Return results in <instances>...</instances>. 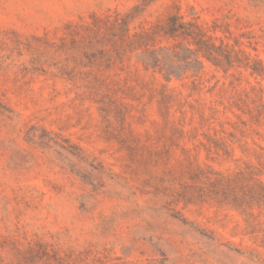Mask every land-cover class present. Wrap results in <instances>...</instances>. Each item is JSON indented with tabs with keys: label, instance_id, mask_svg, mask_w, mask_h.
<instances>
[{
	"label": "rangeland",
	"instance_id": "1",
	"mask_svg": "<svg viewBox=\"0 0 264 264\" xmlns=\"http://www.w3.org/2000/svg\"><path fill=\"white\" fill-rule=\"evenodd\" d=\"M115 13L149 44L183 16L264 65V0H0V264H264V210L246 224L207 179L258 167L264 128L231 138L225 108L264 79L168 82Z\"/></svg>",
	"mask_w": 264,
	"mask_h": 264
},
{
	"label": "trees",
	"instance_id": "2",
	"mask_svg": "<svg viewBox=\"0 0 264 264\" xmlns=\"http://www.w3.org/2000/svg\"><path fill=\"white\" fill-rule=\"evenodd\" d=\"M134 19L131 13L125 15L115 13L111 23L115 31L114 38L141 40V44L132 52L141 53L140 61L145 70L161 74L168 82L173 79H184L187 72L192 73L194 81H201L207 62L226 75L231 70H244L252 77L264 79V65L260 60L243 50L236 51L230 48L223 39H219L220 44H218V38L211 36L196 21H186L183 16L178 15L170 16L160 26L159 34H157L160 40L156 44H149L143 42L148 33L131 34L130 24ZM100 54L104 56V52ZM108 62H111V59ZM211 111L215 114L220 113L216 108H211ZM226 112L233 113L239 122V125H236L238 123L232 125L234 132H229L231 138H234L235 131L245 135L247 128H251L256 136L263 137L261 129L264 128V92L262 90L257 91L253 88L250 92L244 91L229 107L225 108ZM183 129L184 126L181 132ZM212 141L214 144L219 142L214 139ZM255 145L258 167L251 165L234 176L215 174L213 181L207 177L212 184L225 188L224 195L231 198L228 205L246 217V224L250 222L247 219L254 216L255 208L260 210L259 216L264 210V180L262 178L264 177V147ZM246 152L243 150V153Z\"/></svg>",
	"mask_w": 264,
	"mask_h": 264
}]
</instances>
